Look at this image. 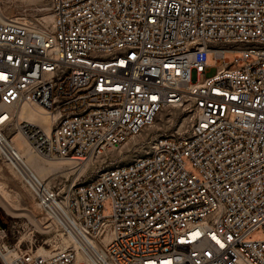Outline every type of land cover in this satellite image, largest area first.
<instances>
[{"label":"built area","instance_id":"obj_1","mask_svg":"<svg viewBox=\"0 0 264 264\" xmlns=\"http://www.w3.org/2000/svg\"><path fill=\"white\" fill-rule=\"evenodd\" d=\"M46 4L48 20H0V163L36 207L0 216V264H264L249 237L264 231V0ZM22 106L50 113L49 129ZM168 107L183 130L95 166ZM9 128L70 176L35 174Z\"/></svg>","mask_w":264,"mask_h":264},{"label":"rangeland","instance_id":"obj_2","mask_svg":"<svg viewBox=\"0 0 264 264\" xmlns=\"http://www.w3.org/2000/svg\"><path fill=\"white\" fill-rule=\"evenodd\" d=\"M46 0H0V7L3 11V15L7 16L10 19L14 17H34L37 13L38 9L42 10V14L48 15V11H46ZM235 52H227L225 56L227 58H231ZM214 71L213 67H209L205 71V75H210ZM187 125V118L185 114L174 107H168L163 109L155 118L152 125L146 127L142 132L128 139L124 144L110 150L104 155L102 158L98 159L95 163V166L98 167H106L108 165L120 164L128 161L130 158L138 155L142 147L145 146L144 139L154 135L156 133L168 130H183ZM14 133H17V130L13 128L6 129L5 134L6 137L10 140ZM40 157V156H38ZM42 160L52 161L51 159L55 158H45L40 157ZM56 161H67L65 158H59ZM67 165V163L65 164ZM71 165V164H70ZM186 168L191 169V165L187 162L185 165ZM92 164H88L85 167V174L88 173L90 169H93ZM68 175L70 176L69 171L66 173H54L51 178L54 180H58L61 177ZM47 175H45L46 177ZM50 178V177H48ZM0 182L4 189H6L13 198L15 192L19 193L18 198V206H23L28 208L25 210H16L17 212H9L1 203H0V216L8 221L9 219H20L25 214H29V210L32 212H36V207L24 190V188L20 185V183L14 178L12 171L5 165L0 163ZM10 196V197H11ZM104 209L103 212H108L110 210V200L106 198L103 202ZM21 231V230H20ZM250 238H264V231L262 228L257 227L249 233Z\"/></svg>","mask_w":264,"mask_h":264},{"label":"bare ground","instance_id":"obj_3","mask_svg":"<svg viewBox=\"0 0 264 264\" xmlns=\"http://www.w3.org/2000/svg\"><path fill=\"white\" fill-rule=\"evenodd\" d=\"M3 11L0 7V20H9L7 16L3 15ZM44 20H48L50 15L43 16ZM162 111V110H161ZM160 111V112H161ZM159 112V113H160ZM52 115L46 113L38 106H22V109L19 111L20 119H27L33 123L41 125L45 130L49 129L50 121ZM153 124V123H152ZM8 143L13 147V149L18 154V157L21 158L22 162L29 167L35 174L41 178L51 177L54 173H67L71 170L69 168L70 161H56L59 159H51L52 161L42 160L36 153L31 149L26 139L18 131L14 133L11 139L9 140L6 137ZM67 163V165H65ZM45 175H47L45 177ZM10 193L4 189L0 182V203L11 213L17 212L16 210H25L28 208L19 205V193L10 197Z\"/></svg>","mask_w":264,"mask_h":264},{"label":"snow or ice","instance_id":"obj_4","mask_svg":"<svg viewBox=\"0 0 264 264\" xmlns=\"http://www.w3.org/2000/svg\"><path fill=\"white\" fill-rule=\"evenodd\" d=\"M0 78H2V77H0Z\"/></svg>","mask_w":264,"mask_h":264}]
</instances>
